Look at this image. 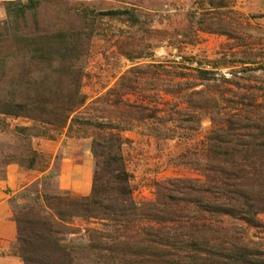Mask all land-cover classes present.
I'll return each instance as SVG.
<instances>
[{
	"label": "rangeland",
	"instance_id": "rangeland-1",
	"mask_svg": "<svg viewBox=\"0 0 264 264\" xmlns=\"http://www.w3.org/2000/svg\"><path fill=\"white\" fill-rule=\"evenodd\" d=\"M225 3L223 9L211 11V16L234 26L239 40L199 28L196 21L206 7L205 3L200 6L201 0H0V180L9 165L16 166L22 178L19 187L0 189V264H23L16 253L13 215L26 210L53 215L43 201L45 195L90 197L95 172L106 160H96L92 153L93 136L99 132L94 127L84 123L68 129L69 120L65 127L54 124L62 115L65 97L76 91L83 96V106L73 115L97 125L111 120L108 115L103 117L100 107L88 109L90 104L105 97L134 66L181 61L180 55L192 57L184 64L195 67L198 60H217L225 54L229 63L217 73L232 78L230 72L240 70L242 60L264 62V0ZM108 10H130L139 19L130 22L123 16L100 15ZM125 37L146 55L130 61L119 54V41ZM236 75L255 98L251 116L259 114L264 120V71ZM161 93L160 106L168 112L174 105L184 106L179 97ZM126 96L134 99L136 95ZM93 105L97 108V103ZM162 126L169 129V136L155 135ZM184 126L180 121L148 122L120 132L127 140L120 155L132 204L154 203L156 183L200 176L183 155L201 153L211 124L203 116L194 130ZM105 187L102 203L118 198L116 184L108 182ZM98 212L96 217L58 220L60 243L75 263L100 264V256L109 252L132 261L141 257L144 264H153L150 255L155 251L149 252L151 246L143 250L145 244L141 248L145 232L133 223L125 225L121 218L109 219L107 211ZM8 218L15 226L12 236H7ZM217 227L228 230L230 236L235 234L248 250L252 243L261 253L259 264H264V213L257 216L256 226L221 217ZM212 236L223 241L219 249H231L232 240L226 242L222 234Z\"/></svg>",
	"mask_w": 264,
	"mask_h": 264
},
{
	"label": "trees",
	"instance_id": "trees-1",
	"mask_svg": "<svg viewBox=\"0 0 264 264\" xmlns=\"http://www.w3.org/2000/svg\"><path fill=\"white\" fill-rule=\"evenodd\" d=\"M203 3L206 7L201 8L204 12L196 21L200 29L241 39L234 26L224 25L220 19L211 16V11L226 7L225 0H201V7ZM100 15L116 19L123 16L130 22L139 19L130 10H108ZM127 39L119 41V54L130 61L146 55L138 44ZM179 57L181 61L134 66L119 78L116 87L105 97L95 99L88 109L100 107L99 112L104 114L103 117L108 115L110 122L100 121L97 125H91L88 120L82 122L81 117L73 113H79L84 97L77 91L65 97L62 115L54 124L65 127L69 120L68 129L84 123L94 127L99 132L93 136L92 153L96 160H106L95 172L90 197L69 199L60 194L45 195L43 201L53 215L26 210L12 216L16 224V253L23 264H78L60 243L56 230L58 220L86 215L96 217L99 210L107 211L111 215L107 216L109 219L118 221L121 218L125 225L133 223L145 232L141 248L145 244L143 250L148 249L145 246H151L149 252L155 251L150 255L153 264H259L261 253L252 243H248L251 245L248 250L243 240L235 234L228 235V230L218 228L217 224L221 217H227L256 226L257 216L264 213V120L259 114L251 116L255 98L246 84H240L241 78L236 75L240 71H264V62L242 60L240 70L231 71L232 78H226L217 73L229 63L224 60L225 54L217 60H198L195 67L184 64L192 57ZM200 86L202 88H198ZM150 89L155 92L146 94ZM161 92L179 97L184 106L174 105L168 112L160 106ZM128 94L136 96L131 99L126 96ZM94 103L97 108L93 107ZM203 116L209 119L211 127L204 136L201 153L183 155L200 176L156 183L154 203L132 204L128 175L120 155V147L127 140L120 132L148 122L164 125L173 121L183 122L184 129L194 130ZM167 131L169 129L162 126L157 128L155 135L169 136ZM103 177L110 180L104 181ZM108 182L116 184L118 198L102 203L100 197ZM20 214L27 220L20 219ZM214 233L222 234L226 242L232 240L231 249H219L223 241L213 238ZM94 242L99 241L94 239ZM100 258V264L145 262L139 260L141 257L132 261L124 255L120 258L109 252Z\"/></svg>",
	"mask_w": 264,
	"mask_h": 264
},
{
	"label": "crops",
	"instance_id": "crops-1",
	"mask_svg": "<svg viewBox=\"0 0 264 264\" xmlns=\"http://www.w3.org/2000/svg\"><path fill=\"white\" fill-rule=\"evenodd\" d=\"M21 174L19 173V169L16 166L9 165L5 169L4 178L0 180V189L1 188H17L19 187L21 183ZM3 217H6L4 215ZM1 220V218H0ZM7 232L9 233L7 236H12V234H15V226L12 224V222L7 219Z\"/></svg>",
	"mask_w": 264,
	"mask_h": 264
}]
</instances>
